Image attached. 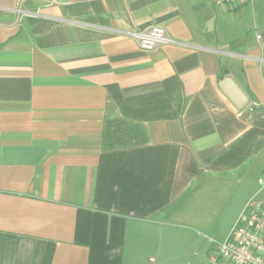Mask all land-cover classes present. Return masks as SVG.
<instances>
[{
    "label": "crops",
    "instance_id": "0c3cea01",
    "mask_svg": "<svg viewBox=\"0 0 264 264\" xmlns=\"http://www.w3.org/2000/svg\"><path fill=\"white\" fill-rule=\"evenodd\" d=\"M216 1L0 0V264H168L264 201V0Z\"/></svg>",
    "mask_w": 264,
    "mask_h": 264
},
{
    "label": "built area",
    "instance_id": "2783aa9c",
    "mask_svg": "<svg viewBox=\"0 0 264 264\" xmlns=\"http://www.w3.org/2000/svg\"><path fill=\"white\" fill-rule=\"evenodd\" d=\"M253 0H217L227 7L241 6ZM139 49L151 51L174 41L161 27L132 34ZM258 183L264 187V178ZM150 262L154 263L151 259ZM207 264H264V201L253 203L239 215L226 239L208 258Z\"/></svg>",
    "mask_w": 264,
    "mask_h": 264
},
{
    "label": "rangeland",
    "instance_id": "374dc122",
    "mask_svg": "<svg viewBox=\"0 0 264 264\" xmlns=\"http://www.w3.org/2000/svg\"><path fill=\"white\" fill-rule=\"evenodd\" d=\"M195 232L182 229L173 230V233H175L174 238L170 237V241L174 243L168 248L161 249V255L166 257L165 262L168 264L206 263L208 260L207 254L209 252L211 254L213 250L211 249L214 245L213 237L222 234V231L197 229ZM153 258L155 259V257ZM152 264H161V259Z\"/></svg>",
    "mask_w": 264,
    "mask_h": 264
},
{
    "label": "water",
    "instance_id": "95a60500",
    "mask_svg": "<svg viewBox=\"0 0 264 264\" xmlns=\"http://www.w3.org/2000/svg\"><path fill=\"white\" fill-rule=\"evenodd\" d=\"M226 74L227 71L224 72V75ZM220 87L237 109L242 110L248 105V101L244 94L229 77H224L221 80ZM252 109L255 108L252 107Z\"/></svg>",
    "mask_w": 264,
    "mask_h": 264
}]
</instances>
